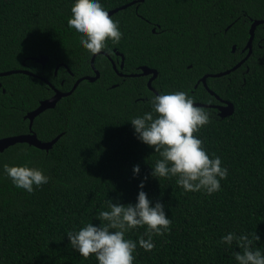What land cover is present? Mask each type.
<instances>
[{
	"label": "trees",
	"instance_id": "1",
	"mask_svg": "<svg viewBox=\"0 0 264 264\" xmlns=\"http://www.w3.org/2000/svg\"><path fill=\"white\" fill-rule=\"evenodd\" d=\"M133 1L111 16L122 38L118 44L109 41L104 51L115 48L132 69L155 68L164 86L180 85L184 78L185 86H191L204 74L233 67L244 57L240 50L251 21L264 19V0H98L107 12ZM74 3L0 0V73L27 70L61 92L92 75V55L67 24ZM263 27L256 28L252 54L240 68L208 80L210 89L233 105V114L220 118L215 110L199 107L210 113L211 122L195 135L209 157H219L228 170L220 191L186 193L176 177H152L161 157L137 138L130 123L152 111V105L138 100L143 92L139 79L111 88L117 78L97 56L94 67L102 70L100 78L82 81L34 119L32 130L40 141L61 135L49 151L22 143L0 152V264H98L95 255L85 260L73 250L66 234L88 223H106L98 216L109 210L107 200L134 206L141 190L152 206H164L171 225L165 235L152 237L150 252L138 244L145 227L125 234L137 243L133 264H237L234 253L242 249L235 241L220 243L228 233H255L259 240L253 249L264 255ZM40 55L49 59L44 67L27 59ZM59 64L70 73L60 66L54 75ZM0 84V138L27 133L23 117L50 98L53 89L24 74L0 77ZM185 89L181 91L188 94ZM200 92L195 93L198 101L209 103L212 97ZM4 165L39 169L48 183L29 194L13 185ZM137 165L140 171L134 176Z\"/></svg>",
	"mask_w": 264,
	"mask_h": 264
},
{
	"label": "clouds",
	"instance_id": "2",
	"mask_svg": "<svg viewBox=\"0 0 264 264\" xmlns=\"http://www.w3.org/2000/svg\"><path fill=\"white\" fill-rule=\"evenodd\" d=\"M67 24L78 34L81 46L91 55L101 53L109 41L118 44L122 38L118 22L108 15L98 0H75ZM150 103L152 111L133 118L130 123L137 138L161 157L152 168V177H176L177 185L186 193L203 191L212 195L220 191V181L227 177L228 170L221 166L219 157H209L202 140L195 135L211 122L210 113L196 107L194 99L183 91L153 96ZM3 171L15 187L29 194L33 193L34 187L39 188L49 180L41 170L27 166L4 165ZM139 171V165L135 166L134 176ZM143 187L141 182L139 188ZM106 204L109 210L101 211L98 216L99 221L106 223H100L99 227L88 223L78 232L66 234L71 248L85 260L95 255L98 264H133L137 243L125 239L127 232L145 227L138 244L150 252L155 247L152 237L163 236L170 231L171 220L167 218L164 206L159 202L152 206L142 190L134 206L111 200ZM258 240L255 233L239 236L228 233L220 243L231 245L235 241L242 249V252L234 253L237 264H264V255L253 249L254 242Z\"/></svg>",
	"mask_w": 264,
	"mask_h": 264
},
{
	"label": "water",
	"instance_id": "3",
	"mask_svg": "<svg viewBox=\"0 0 264 264\" xmlns=\"http://www.w3.org/2000/svg\"><path fill=\"white\" fill-rule=\"evenodd\" d=\"M140 1H143V0H140ZM136 2L137 1H133V2H131L127 5H124L122 7L108 11V15L111 17L113 14L117 13L118 11L126 9L128 6L133 5ZM260 25H264V19L251 21V24H250V27L248 30L249 37H248L247 42L243 48V51H246V55L238 63H236L233 67H231L230 69H228L224 72L217 73V74L205 75L202 77L201 81L205 84V80L208 77H212V78L223 77V76H226V75L230 74L231 72L237 70L238 68H240L248 60V58L251 56L254 33H255L256 28ZM235 49H236V47L233 46L232 52H234ZM99 54H101V53H99ZM99 54L92 55V57L90 59V66H91L92 71L94 72V75L93 76H84V77L78 78L68 92H61V91L55 89L46 79L41 78L37 75H34V74H32L26 70H12V71L0 73V77H6V76H9L12 74H24L27 76L35 77V78L40 79L41 81H43L45 84H47L49 87H51L53 89V95L50 98L40 101L38 106L34 110L26 113V115L23 117L24 120L28 121V132L27 133L21 134V135H16V136L0 138V152H3L7 148H9L15 144H22V143L27 144L29 146H32L34 148H37L39 150L49 151L53 147V145L58 141V139L61 137V135H58L57 137H55L54 139H52L51 141H48V142L40 141L37 138L36 134L32 130L34 119L37 116H39L41 113L45 112L46 110L55 108L57 102L60 101L62 98L71 95L82 81H88L90 83L95 82L99 78V73L94 67V61H95L96 56ZM27 59L31 60L35 63L40 64L41 67H44L49 60L48 57L44 56V55H40L38 57H29ZM24 63H25V61H23V63H22L23 66H24ZM60 66H63L65 69L68 70L66 65L59 64L55 67V70H54L55 75H56L57 70L59 69ZM140 70H141V72L137 75H134V76H144V75H147L150 73H153V75H154L152 77V79L156 76V70L149 69L146 66H141ZM149 85H150V82H149ZM0 87H1V84H0ZM195 106L196 107H204V108L208 107L207 105H202V104H197V103H195ZM233 111H234L233 105L230 102H227L225 104V106L218 108V114L217 115L220 118H226V117L232 115Z\"/></svg>",
	"mask_w": 264,
	"mask_h": 264
},
{
	"label": "flooded vegetation",
	"instance_id": "4",
	"mask_svg": "<svg viewBox=\"0 0 264 264\" xmlns=\"http://www.w3.org/2000/svg\"><path fill=\"white\" fill-rule=\"evenodd\" d=\"M151 33L152 34L156 33L155 27L151 28ZM110 49H111L110 52H106L103 50L101 52V54H99L97 56H101V58L99 59L100 65L105 66L106 68L109 67L108 69H110V71L117 78L116 82H114L111 85V88L118 87L119 85L125 84V83H127L126 81H128L129 79H133V78L139 79L138 82H139V85L141 86L142 91H143L142 94H140V93L138 94L139 95L138 100H140L141 102L150 103L153 96H157L160 94H169V93L181 91L182 87L183 88L185 87L188 90V96L189 97L192 96L191 98L194 99V104L197 103V104L207 105L208 107H205V108L215 110L216 114H218V108L225 106V104L228 102L227 100L220 98L214 91H212L210 89V87L208 85V80L210 79V77L206 78L205 84L201 81L202 77L205 75H208V74H204L201 77H199L198 79H196L195 82L192 83L191 86H189V85L187 87L185 86L184 83L186 82L187 78H184L181 81L180 85H178L179 83L177 81L176 84H171V85L167 84V85H165L166 86L165 87L163 84L164 83L163 79L159 78L158 71L155 68H149V69L156 70V76L153 79H152V77L154 76L153 73H150V74H147L144 76H134V75H137L141 72V70H140L141 66L136 67L134 69L130 68V66H125L124 55L122 53L118 52L115 48H110ZM240 51H241L240 53H242L244 56L246 55V51H243V49H241ZM186 68L189 69L190 66H186ZM96 70L98 71L99 78H100L102 70L101 71H99V69H96ZM67 72L70 73L69 70H67ZM243 74H244V72L241 71L239 76L241 77ZM93 75H94V72L92 71V75H87V76H93ZM211 79H212V77H211ZM149 82H150V85H149ZM61 84H62V82H61ZM211 84L215 85L218 83L217 82H211ZM175 85H177V86H175ZM181 85H183V86H181ZM179 86H181V88ZM177 87H179V88H177ZM200 90L202 92L207 93L208 95H210L212 97V99H210L209 103H203L201 101H198L197 95H195V93L197 92L198 94H200L201 93ZM2 93H4L3 90H2Z\"/></svg>",
	"mask_w": 264,
	"mask_h": 264
},
{
	"label": "rangeland",
	"instance_id": "5",
	"mask_svg": "<svg viewBox=\"0 0 264 264\" xmlns=\"http://www.w3.org/2000/svg\"><path fill=\"white\" fill-rule=\"evenodd\" d=\"M233 47V46H232ZM232 51V50H231Z\"/></svg>",
	"mask_w": 264,
	"mask_h": 264
}]
</instances>
